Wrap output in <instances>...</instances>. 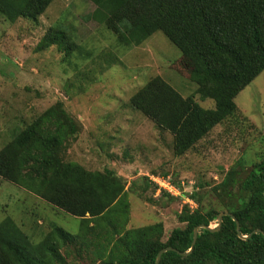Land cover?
Wrapping results in <instances>:
<instances>
[{
    "label": "trees",
    "instance_id": "obj_1",
    "mask_svg": "<svg viewBox=\"0 0 264 264\" xmlns=\"http://www.w3.org/2000/svg\"><path fill=\"white\" fill-rule=\"evenodd\" d=\"M53 1L0 0V15L10 23L37 21ZM90 1L96 5L91 17L103 16L119 45H140L162 31L181 52L172 68L196 83L195 93L202 99L214 102L212 108L202 106L160 74L131 95L134 109L173 135L176 155L194 150L216 125L237 114V95L264 70V0ZM52 45L63 46L67 54L78 50L57 25L41 37L38 48ZM80 129L57 101L0 149V177L80 219L77 234L51 223L47 233L33 240L7 216L0 222V264H155L163 248L187 252L195 227L211 225L221 212L236 216L242 235L264 231L263 155L247 171L232 167L226 172L213 188L220 203L207 207L205 194H189L198 206L184 204L178 213L183 226L164 240L162 221L128 226L130 188L115 170H91L66 159L69 142ZM262 139L264 145V135ZM145 183V188H158L147 178ZM161 195L170 194L162 190ZM159 264H264V234L240 237L236 221L227 214L219 230L200 228L190 253L168 250Z\"/></svg>",
    "mask_w": 264,
    "mask_h": 264
},
{
    "label": "rangeland",
    "instance_id": "obj_2",
    "mask_svg": "<svg viewBox=\"0 0 264 264\" xmlns=\"http://www.w3.org/2000/svg\"><path fill=\"white\" fill-rule=\"evenodd\" d=\"M95 10L90 0H54L37 21L10 23L0 15V149L62 101L81 126L66 159L91 170H115L130 188L128 226L162 221L166 240L183 226L178 213L184 204L198 206L189 194H205L207 207L220 203L213 188L226 172L232 167L247 171L264 156V70L237 95V114L216 125L194 150L176 155L173 135L134 109L131 95L160 74L202 106L212 108L214 102L202 99L195 93L196 83L172 68L181 52L162 31L140 45H119L104 17H91ZM55 25L71 35L78 50L67 54L63 46L38 48ZM146 178L169 180L175 193L167 192L176 198L161 195L152 185L145 188ZM7 216L33 240L47 233L51 223L73 234L80 230L79 217L0 177V222Z\"/></svg>",
    "mask_w": 264,
    "mask_h": 264
},
{
    "label": "water",
    "instance_id": "obj_3",
    "mask_svg": "<svg viewBox=\"0 0 264 264\" xmlns=\"http://www.w3.org/2000/svg\"><path fill=\"white\" fill-rule=\"evenodd\" d=\"M231 215L233 217V219L236 221V226H237V231H238V234L240 237L242 238H248L250 237L253 233H256V232H261L264 234V231L261 230V229H257V230H254L252 233H250L249 235H242L241 232H240V223L238 221V219L236 218V216H234L232 213H229V212H221L219 214V217L217 219L218 223H217V226L216 227H212L211 225H206V224H200L198 226L195 227L194 229V236H193V242H192V246L191 248L187 251V252H182V251H179L178 249L174 248V247H166V248H163L159 251L158 255H157V259H156V262L155 264H159L160 260H161V257L163 255L164 252L168 251V250H175L177 251L179 254H188L190 253L194 247H195V243L197 241V238H198V234H199V230L200 228H205V229H209L210 231H217L220 229V227L222 226V222H223V217L224 215Z\"/></svg>",
    "mask_w": 264,
    "mask_h": 264
},
{
    "label": "built area",
    "instance_id": "obj_4",
    "mask_svg": "<svg viewBox=\"0 0 264 264\" xmlns=\"http://www.w3.org/2000/svg\"><path fill=\"white\" fill-rule=\"evenodd\" d=\"M155 182L158 185V188H157L158 193L161 192L162 190H165V191H168L171 193H175V192H173V190H175V187L173 186V184L169 180H166L164 178H160V180H155Z\"/></svg>",
    "mask_w": 264,
    "mask_h": 264
}]
</instances>
